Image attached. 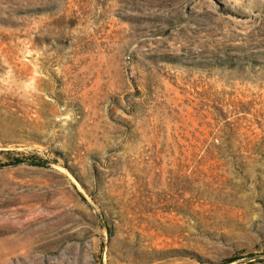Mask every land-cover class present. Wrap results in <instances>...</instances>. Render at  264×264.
Segmentation results:
<instances>
[{"label": "rangeland", "instance_id": "1", "mask_svg": "<svg viewBox=\"0 0 264 264\" xmlns=\"http://www.w3.org/2000/svg\"><path fill=\"white\" fill-rule=\"evenodd\" d=\"M0 264H264V0H0Z\"/></svg>", "mask_w": 264, "mask_h": 264}]
</instances>
